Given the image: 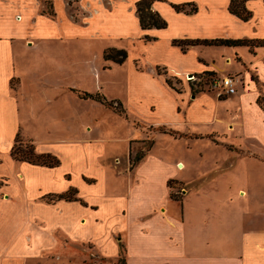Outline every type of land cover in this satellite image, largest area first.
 I'll return each instance as SVG.
<instances>
[{
  "label": "crops",
  "instance_id": "obj_1",
  "mask_svg": "<svg viewBox=\"0 0 264 264\" xmlns=\"http://www.w3.org/2000/svg\"><path fill=\"white\" fill-rule=\"evenodd\" d=\"M136 1L0 0V264H46L59 257L60 250L71 252L68 254L71 260L75 247H81L78 241L82 239L91 240L97 255L109 262L119 254V242L113 236V231L118 230L124 233L125 264H264L263 200L251 196L245 200V205L233 206L230 213L235 220L226 231L221 227V216H214L223 208L211 203L191 205L188 210L183 207L186 196L193 192L200 196L204 191L202 186L194 187V184H200L212 174L221 175V158L214 161L210 169L197 166L193 173L188 168V174L182 176L180 160L171 164L158 156L148 158L152 145L130 172L132 177L127 174L131 180L126 198L131 199V207L141 206L143 211L131 219L129 206L127 215L125 208L121 210L120 219L130 222L126 229L114 225L113 216L106 214L98 219L92 215L89 210L103 209L93 199H90L92 207L82 206L77 200L47 199L69 189L76 191V188L89 198L86 190L98 184L97 178L93 184L85 182L83 177L93 176L74 167L66 169L64 161L80 164L97 146L88 136L91 125L81 124V112L71 109V103L77 105L82 99L81 92H89L81 90L82 76L97 73L95 67L87 71L80 48L75 47L82 36H102L104 24L112 17L138 28L144 43L162 41L166 61L158 59L149 69L152 77L162 78L166 86L165 79L170 78L166 73L171 78L206 72L224 76L209 52L213 49L221 53V46L227 47L229 50H223L225 62L237 67L227 70L225 75L240 74L235 75L238 78L236 93L221 97L215 94V99H211L205 92H189L185 119L188 132L175 128L164 129V132H174L177 137L172 135L173 138L209 137L215 145L221 146V134L231 131L234 141L226 146L238 148L247 156V161L264 163V108L257 101L262 97L264 102V46L251 52L246 46L195 44L183 51L172 44L173 39H264V0L247 2L252 11L247 21L228 12L229 0L226 4L183 0L181 3L196 5L197 11L191 14L176 11L170 0L154 1L152 9L166 19L167 26L148 29H141L139 25ZM45 2L50 6L48 12H44ZM145 36L152 39L146 40ZM101 51L102 48L98 54ZM157 68H162L163 73ZM252 72L259 82L251 76ZM258 83L262 84L261 89ZM200 98L203 109L191 114V107ZM203 102H210L207 104L210 107ZM173 108L182 112L178 107ZM194 125L210 128L198 131ZM79 132L85 137L77 135ZM17 134L31 141L36 153L55 155L59 165L47 167L13 158L11 148ZM232 164L236 168L237 160L227 166L232 167ZM141 168L146 175L139 177L135 172ZM157 173L161 186L159 196L153 193L151 182ZM170 179L190 184L181 192L177 217L169 211L171 202H177L169 196L167 181ZM141 187H144L143 194L138 191ZM102 196L111 202L125 197L115 191H105ZM190 211L198 212V221L191 220ZM85 222H93L102 230L98 239L77 236ZM129 233L136 239L128 238ZM58 235H62L63 241Z\"/></svg>",
  "mask_w": 264,
  "mask_h": 264
},
{
  "label": "rangeland",
  "instance_id": "obj_2",
  "mask_svg": "<svg viewBox=\"0 0 264 264\" xmlns=\"http://www.w3.org/2000/svg\"><path fill=\"white\" fill-rule=\"evenodd\" d=\"M170 1L174 3L183 2V0ZM198 1L202 2L203 0ZM212 1L226 4V0ZM248 9L251 10L249 7ZM49 10L50 6L45 2L44 12ZM104 26L105 29L102 36L96 38L82 36L79 41L80 45L76 43L77 46L75 48H80V56L82 60L86 61L87 71L95 67L97 72L96 75L88 72L86 77L85 75L82 76L81 90L88 89L89 92H93L92 94L98 92L108 100L121 102L125 109V114H119L115 109L90 99H81L77 105L71 103V109L81 112V124L89 123L91 125L88 136L94 139L97 146L96 148L94 147L88 156L83 158L80 164L66 160L64 161V167L66 169L74 167L77 170H83L93 176L83 177L85 182L93 184L96 182L95 178H97L98 184L91 186L89 191L86 190L89 198L83 190L79 193L77 188L76 191L75 189H69L67 194L70 197L79 198L77 201L82 206L92 207L90 199H93L100 208L103 206V209L101 211L89 210L92 215L98 219H102L106 214L113 216L114 225L117 227L123 226L126 229L130 222L129 219L128 221L120 219L122 216L121 210L125 208V215H127V206H129V217L131 219L143 211L141 206L133 205L131 207L132 205L129 202L131 199L126 198L128 196L127 185L131 180L127 174L132 172L134 166L143 159L138 160L139 157L144 156L152 145L149 151L151 154H149L148 158L158 156L171 164L176 160H180L183 162V168L180 171L182 176L188 174L186 172L188 168L193 173L196 171L197 166L201 169L212 168L214 167V161L221 158V175L215 176V174H212L202 180L200 184H194V187L202 186L201 188L204 191H202L200 196L195 195L196 192L186 196L183 207L188 210L191 205L201 206L211 203L223 208L222 211H216L214 216H221V227L226 231L233 226L230 224L235 220L230 213L233 211V206L245 205V200L251 196L264 201V163L253 160L247 161V156L239 152L238 148L226 146L225 144L233 143L232 141H234V132L232 133L231 131H229V134L226 132L221 134V146L215 145L214 140L209 137L173 138L172 135L164 133V129L168 128L188 132V125L185 123V119L187 118L186 108L190 100L187 96H190V93L205 92L211 99L215 97V94H217L216 88H210L203 81L209 74H194L201 78V81L197 83L196 80H189L191 77L189 74H185L183 78H171V75L166 73L170 77L172 90L166 86L162 78L152 77V71L149 69L152 64L157 63L158 59L166 61L163 58L165 52L161 48L162 41L159 43H144L139 37V33L142 32L138 28L116 17L108 19ZM115 26L118 27L115 28ZM243 32L245 31L243 30ZM262 33L264 34V32ZM117 34H120V36H117ZM108 47L127 50L128 56L126 60L122 64L104 60L103 51ZM101 48V54H98ZM223 50L229 49L221 46V53L212 49L209 54L214 56L215 65L221 67V75L225 76L227 70H234L237 66L234 63L225 62L226 53ZM242 52L245 53L246 51L242 50ZM165 58L170 57L166 56ZM136 67L142 68V70H136ZM157 71L163 73L162 68H157ZM254 74L252 72L251 76L256 80ZM213 75L221 77L217 74ZM229 75H237L239 77L240 74ZM256 81L259 82L258 80ZM261 85L258 83L259 89H261ZM175 91L185 93L178 94ZM201 98L191 107V114H196L195 111L203 109L201 107ZM37 103H39V100ZM205 103L203 102L206 106L210 102ZM174 106L180 108L182 112L175 111ZM208 107H210V104ZM163 124L165 126H162ZM193 128L198 131H206L210 127L207 125H194ZM77 135L85 137L82 132L77 133ZM20 138L25 142L28 141L22 136ZM218 138L220 140L219 136ZM245 141L248 142V139ZM235 160H237L236 168L233 164L232 167L227 166L230 161L234 162ZM135 173L139 177L146 175L144 168ZM154 175L157 178L155 177V179L151 180L154 187L153 193L159 196L161 194V186L158 179L160 176H158V173ZM135 180L134 177L133 181ZM102 183L103 186L100 187ZM189 186L190 184L186 185L183 182L171 183L169 191L180 199L181 192H185V189ZM10 190H12L11 186ZM143 190L144 187H141V190L138 191L143 194ZM105 191L110 193L115 191L116 194L124 195L125 197L120 196L122 199H115L119 201L111 202L102 196ZM55 197L56 195L48 196L47 199L50 201L55 199ZM122 205L123 207L121 208ZM179 208L180 202L177 200L176 203L171 202L169 211L177 217L180 214ZM190 212L192 213V211ZM198 216H200L198 212L194 211L191 214V220L198 221ZM101 234L102 230L95 223L85 222L84 227L78 231L77 236L80 238L98 239ZM61 236L58 235V238L63 241ZM113 236L118 240L120 250L118 256L109 260V262L106 258L104 259L102 256L97 255L91 240L82 239L78 241L81 247H75L76 252L72 254L71 260L68 258L71 252L60 250L58 252L59 257H54L53 260L48 261L46 264H91L92 262H98V264H125L124 233L119 230L113 231ZM127 237L136 239L131 237L130 233ZM104 248L106 249L105 246Z\"/></svg>",
  "mask_w": 264,
  "mask_h": 264
},
{
  "label": "trees",
  "instance_id": "obj_3",
  "mask_svg": "<svg viewBox=\"0 0 264 264\" xmlns=\"http://www.w3.org/2000/svg\"><path fill=\"white\" fill-rule=\"evenodd\" d=\"M154 1H163V0H138L135 2V10L138 15L139 25L141 29L148 28H165L167 26V21L159 14L158 11L152 9V4ZM249 0H229L227 10L229 13L235 15L242 21H247L252 16V11L248 9L247 2ZM171 6L176 11H183L184 13L191 14L197 11V7L194 3L185 2V3H170ZM189 7V8H187ZM146 40H151L148 36H145ZM172 44L180 47L181 50L186 51L188 46L195 44L203 45H225V46H246L252 52L256 47L264 46V39L257 38H237V39H173ZM128 56L127 50L123 48H114L110 47L104 50L103 59L106 61H111L116 64H122ZM205 74H212L211 72H206ZM167 85L171 88L172 84L169 78L165 79ZM80 98L82 99H93L98 101L110 108L115 109L119 114H125V109L122 106L121 102L115 100H108L104 95L100 93H89L81 92ZM259 104L264 108V102L262 97H259ZM117 105V106H116ZM164 132V131H163ZM165 133V132H164ZM174 137H177L174 132H166ZM178 136H182L179 134ZM11 156L16 160L27 161L32 164H38L47 167H55L59 165V159L50 153L38 154L34 150V145L31 141H23L17 134L14 140V144L11 148ZM142 157H139L140 160ZM171 183H180L176 180H168L167 186L169 187ZM61 193L56 196L57 199H66V200H78L75 197H70L67 193ZM170 198L174 200H180L174 196V194L169 193Z\"/></svg>",
  "mask_w": 264,
  "mask_h": 264
},
{
  "label": "built area",
  "instance_id": "obj_4",
  "mask_svg": "<svg viewBox=\"0 0 264 264\" xmlns=\"http://www.w3.org/2000/svg\"><path fill=\"white\" fill-rule=\"evenodd\" d=\"M191 77L189 80H196L197 83L201 81V78L199 76H196L194 74H189ZM205 84L209 86L210 88H216L217 90V96H229L237 91V82L238 78L234 75H225V76H215L213 74L207 75L204 80Z\"/></svg>",
  "mask_w": 264,
  "mask_h": 264
},
{
  "label": "bare ground",
  "instance_id": "obj_5",
  "mask_svg": "<svg viewBox=\"0 0 264 264\" xmlns=\"http://www.w3.org/2000/svg\"><path fill=\"white\" fill-rule=\"evenodd\" d=\"M183 168V167H182ZM181 169V168H180Z\"/></svg>",
  "mask_w": 264,
  "mask_h": 264
}]
</instances>
